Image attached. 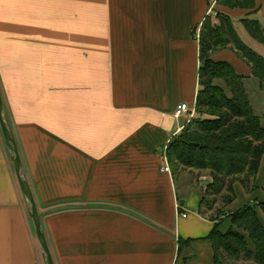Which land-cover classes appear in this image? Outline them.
<instances>
[{
	"label": "crops",
	"instance_id": "0c3cea01",
	"mask_svg": "<svg viewBox=\"0 0 264 264\" xmlns=\"http://www.w3.org/2000/svg\"><path fill=\"white\" fill-rule=\"evenodd\" d=\"M217 1L0 0L4 112L55 264H215L205 189L164 171V150L200 89L194 30L218 12L238 36L245 18L264 30V0ZM213 55L258 80L232 50ZM257 182L224 211L264 202V157ZM0 264H45L1 126Z\"/></svg>",
	"mask_w": 264,
	"mask_h": 264
},
{
	"label": "trees",
	"instance_id": "16d2710c",
	"mask_svg": "<svg viewBox=\"0 0 264 264\" xmlns=\"http://www.w3.org/2000/svg\"><path fill=\"white\" fill-rule=\"evenodd\" d=\"M255 1L218 0L217 4L248 9L254 7ZM241 23L249 36L264 46L262 25L247 18L241 19ZM200 27L199 33L198 28L192 33V39L199 41L200 61V90L191 106L196 118L169 141L166 157L174 174L209 171L212 181L206 195L220 196L225 209L237 199V182L246 193L261 190L257 181L264 157V125L247 92L244 81L248 77L241 76L229 62L215 60L213 54L232 50L251 68L261 87H264V57L240 39L228 14L218 12L216 21L208 16ZM214 80L225 86H218ZM257 209L264 213V202L248 203L233 214L222 210L212 217L215 228L208 239L213 244L215 264H225L228 259L264 264V224ZM225 219L231 220V227L222 233L220 225Z\"/></svg>",
	"mask_w": 264,
	"mask_h": 264
},
{
	"label": "rangeland",
	"instance_id": "374dc122",
	"mask_svg": "<svg viewBox=\"0 0 264 264\" xmlns=\"http://www.w3.org/2000/svg\"><path fill=\"white\" fill-rule=\"evenodd\" d=\"M214 21H216V18H214V15H212ZM238 30L240 32V39H242L245 44L255 53H259L264 57V46L259 43V41L252 39L248 33L245 32L244 28L242 25L237 24ZM245 86L247 89V92L249 94V97H251L252 105L254 111H256V114L259 115L262 118H264V87H261V82L255 79L248 78L245 81ZM214 83L217 84L220 87H224L225 84L220 81V80H214ZM200 90V89H199ZM184 122L187 124L190 123L193 119L196 118V113H191L187 117H183ZM206 118L208 119H213L210 116L206 115ZM186 124V126H187ZM173 172V171H172ZM180 175V177H183L186 175L187 179L193 180L196 184L198 185H203L204 193H203V198H204V204H203V211L208 212L211 217L218 216L220 211L224 210L223 204H222V199L219 197L211 196L210 193H207L206 195V190L209 186V183L212 181V177L210 175L209 171H203L199 172L197 170H188L186 172H181L177 173ZM185 177V176H184ZM225 264H255L253 260H227Z\"/></svg>",
	"mask_w": 264,
	"mask_h": 264
},
{
	"label": "water",
	"instance_id": "95a60500",
	"mask_svg": "<svg viewBox=\"0 0 264 264\" xmlns=\"http://www.w3.org/2000/svg\"><path fill=\"white\" fill-rule=\"evenodd\" d=\"M4 107L5 105L3 104V98L0 91V126L2 134H4L6 145L9 149L11 161L14 163L15 173L18 178L20 190L22 191V195L25 200V205L27 206L28 215L33 220L35 226V233L37 234L39 246L42 250L43 261L45 264H55L52 258L50 247H48L46 233L43 230L42 219L40 218L37 204H35L33 192L30 189L28 178L25 175L23 162L21 161L19 149L16 145V140L10 121L4 112Z\"/></svg>",
	"mask_w": 264,
	"mask_h": 264
},
{
	"label": "built area",
	"instance_id": "2783aa9c",
	"mask_svg": "<svg viewBox=\"0 0 264 264\" xmlns=\"http://www.w3.org/2000/svg\"><path fill=\"white\" fill-rule=\"evenodd\" d=\"M195 112V109L194 107H191L188 103H182L180 105H178L176 107V109L174 110L173 114H174V117L176 119H181L183 117H187L188 115H190L191 113H194ZM166 152H167V148L164 150V157H165V163H166V166L164 168V171L168 172V173H171L170 171V166H169V163H168V159L166 157ZM183 218H188V214L187 213H182L180 214Z\"/></svg>",
	"mask_w": 264,
	"mask_h": 264
}]
</instances>
